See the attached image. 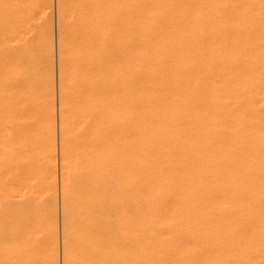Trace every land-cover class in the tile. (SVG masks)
I'll list each match as a JSON object with an SVG mask.
<instances>
[{"label": "bare ground", "instance_id": "bare-ground-1", "mask_svg": "<svg viewBox=\"0 0 264 264\" xmlns=\"http://www.w3.org/2000/svg\"><path fill=\"white\" fill-rule=\"evenodd\" d=\"M59 8L63 264H264V0ZM17 75L13 119L29 110ZM51 127L36 147L54 201ZM21 184L0 264L37 263Z\"/></svg>", "mask_w": 264, "mask_h": 264}, {"label": "rangeland", "instance_id": "rangeland-1", "mask_svg": "<svg viewBox=\"0 0 264 264\" xmlns=\"http://www.w3.org/2000/svg\"><path fill=\"white\" fill-rule=\"evenodd\" d=\"M59 9V0H0V251L3 252L1 255L4 254L2 259L7 256L9 250L7 238L12 229L9 220V201L16 193H19L13 189L12 185L18 186L20 182H24V185L21 184L27 193L24 212L27 223L33 230L30 235V245L36 257V264H43L45 257H52L55 264L64 263L62 259L63 199L62 180H60L62 178L59 167L60 75L58 60L61 31ZM22 38H26L24 47L19 46ZM20 51L25 52L28 60L22 66L13 65L14 56ZM19 71L26 74L30 83L23 94L29 110L22 118L18 115L20 118L17 116L13 119L10 104L12 93L17 88L18 90L21 88L14 85L15 80L19 78L17 75ZM43 107L51 108L53 113L51 124L41 120ZM12 122L21 123L20 125L26 129V133L21 134L24 139L19 141L23 143L22 145L16 143L21 137H17L20 132L13 127ZM49 125L52 126L50 131L54 132L52 135L55 146L51 150L53 164L55 163L52 189L54 201L51 200V194L45 195L46 193L42 191L43 178L41 179L42 174H40L42 163L38 147H36L43 140ZM23 145H26L29 156L25 161L19 157L25 152V150L22 151ZM24 166L25 173L22 181H18L12 176L11 171L13 168L20 169ZM52 203L56 204L55 208ZM51 206L53 210L55 209V218L52 215Z\"/></svg>", "mask_w": 264, "mask_h": 264}]
</instances>
